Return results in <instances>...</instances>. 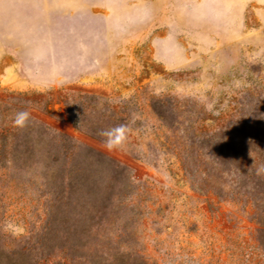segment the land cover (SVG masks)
Returning <instances> with one entry per match:
<instances>
[{
    "label": "rangeland",
    "instance_id": "1",
    "mask_svg": "<svg viewBox=\"0 0 264 264\" xmlns=\"http://www.w3.org/2000/svg\"><path fill=\"white\" fill-rule=\"evenodd\" d=\"M238 121H264V0H0V264L264 263L202 145Z\"/></svg>",
    "mask_w": 264,
    "mask_h": 264
},
{
    "label": "trees",
    "instance_id": "2",
    "mask_svg": "<svg viewBox=\"0 0 264 264\" xmlns=\"http://www.w3.org/2000/svg\"><path fill=\"white\" fill-rule=\"evenodd\" d=\"M231 125V124H230ZM236 135L229 141L204 140L203 147H212V162L223 173L232 176L234 189L243 190L250 196L256 208V221L262 226L258 242L264 254V173L257 170L264 166V121H238L222 129ZM228 133V134H230ZM218 196L222 197L218 194ZM133 264H150L145 255L133 259ZM156 264V263H151ZM254 264H264L256 263Z\"/></svg>",
    "mask_w": 264,
    "mask_h": 264
},
{
    "label": "clouds",
    "instance_id": "3",
    "mask_svg": "<svg viewBox=\"0 0 264 264\" xmlns=\"http://www.w3.org/2000/svg\"><path fill=\"white\" fill-rule=\"evenodd\" d=\"M32 114L27 110H18L12 118V126L25 129L32 121ZM130 132L128 124H119L98 133L103 138V144L109 151L121 147L127 140ZM264 173V166L257 170V175Z\"/></svg>",
    "mask_w": 264,
    "mask_h": 264
}]
</instances>
